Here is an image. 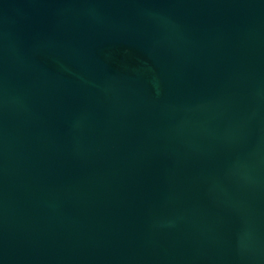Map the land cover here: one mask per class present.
Returning <instances> with one entry per match:
<instances>
[{
    "label": "water",
    "instance_id": "1",
    "mask_svg": "<svg viewBox=\"0 0 264 264\" xmlns=\"http://www.w3.org/2000/svg\"><path fill=\"white\" fill-rule=\"evenodd\" d=\"M0 264H264V0H0Z\"/></svg>",
    "mask_w": 264,
    "mask_h": 264
}]
</instances>
